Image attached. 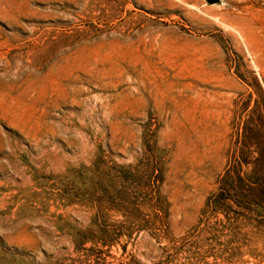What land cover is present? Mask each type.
I'll list each match as a JSON object with an SVG mask.
<instances>
[{
	"label": "rangeland",
	"instance_id": "obj_1",
	"mask_svg": "<svg viewBox=\"0 0 264 264\" xmlns=\"http://www.w3.org/2000/svg\"><path fill=\"white\" fill-rule=\"evenodd\" d=\"M0 264H264V0H0Z\"/></svg>",
	"mask_w": 264,
	"mask_h": 264
},
{
	"label": "water",
	"instance_id": "obj_2",
	"mask_svg": "<svg viewBox=\"0 0 264 264\" xmlns=\"http://www.w3.org/2000/svg\"><path fill=\"white\" fill-rule=\"evenodd\" d=\"M215 1H217V0H209V2H215Z\"/></svg>",
	"mask_w": 264,
	"mask_h": 264
}]
</instances>
